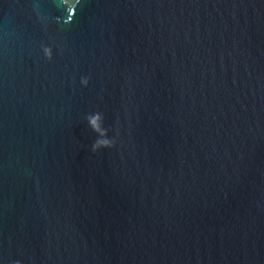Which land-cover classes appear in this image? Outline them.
<instances>
[{
    "label": "water",
    "instance_id": "95a60500",
    "mask_svg": "<svg viewBox=\"0 0 264 264\" xmlns=\"http://www.w3.org/2000/svg\"><path fill=\"white\" fill-rule=\"evenodd\" d=\"M65 3L0 0V264H264V0Z\"/></svg>",
    "mask_w": 264,
    "mask_h": 264
},
{
    "label": "clouds",
    "instance_id": "9594fccd",
    "mask_svg": "<svg viewBox=\"0 0 264 264\" xmlns=\"http://www.w3.org/2000/svg\"><path fill=\"white\" fill-rule=\"evenodd\" d=\"M63 3L65 5V11L68 13L69 5L67 3H65V0H63ZM71 4L74 6L75 0H71ZM44 52H45L46 58L51 59V55H52L51 49L45 48ZM87 82H88L87 77L81 78V84L86 85ZM98 118H99V114H96L95 116H93L92 118L89 119V124L93 127V130H99L98 125H97V119ZM113 144H114V141L97 140V141L93 142L91 148H92V151L95 152L96 150H98L100 148L111 147Z\"/></svg>",
    "mask_w": 264,
    "mask_h": 264
}]
</instances>
